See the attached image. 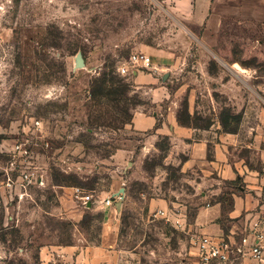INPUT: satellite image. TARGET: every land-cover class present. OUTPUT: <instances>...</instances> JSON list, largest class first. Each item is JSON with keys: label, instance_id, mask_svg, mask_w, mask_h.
Wrapping results in <instances>:
<instances>
[{"label": "rangeland", "instance_id": "1", "mask_svg": "<svg viewBox=\"0 0 264 264\" xmlns=\"http://www.w3.org/2000/svg\"><path fill=\"white\" fill-rule=\"evenodd\" d=\"M190 1L0 0V133L8 132L0 141L32 142L48 177L37 191L42 211L26 206L19 225L0 211V264H42L43 247L102 245L110 224L100 202L113 196L105 264H203L194 220L206 203L166 157L167 137L143 149L147 136L133 132L131 120L153 108L149 90L118 71L140 51L166 58L160 75L168 78L159 84L184 123L228 131L252 124L243 115L257 114L264 98V0H212L215 11L204 20L193 17ZM104 75L125 85L119 99L91 96ZM9 158L0 154V173Z\"/></svg>", "mask_w": 264, "mask_h": 264}, {"label": "crops", "instance_id": "2", "mask_svg": "<svg viewBox=\"0 0 264 264\" xmlns=\"http://www.w3.org/2000/svg\"><path fill=\"white\" fill-rule=\"evenodd\" d=\"M189 5L196 20L206 19V16L213 13L216 8L212 0L207 2L191 0ZM149 56L156 67L153 69L157 72L147 73L144 68L132 71L137 88L149 90L148 98L152 101L153 108L149 111L139 108L131 120V129L136 134L147 136L146 146L143 148L146 151L152 146L155 149V143L161 136L168 138L171 151L166 157L178 162L180 172L189 176L193 187L200 192L199 199L206 203L199 208L194 220V226L199 233L215 237L225 235L237 244H241L243 240H246L247 244L253 243L255 240L253 225L257 223L264 232V178L261 174L264 170V98L260 100L257 114H252L247 109L243 115V122L248 121L252 124H245L237 131L223 130L221 126L216 129L211 126L202 130L193 125H183L178 120V106L170 100L168 87L159 84L160 76L164 77L167 74L164 72L160 75V70L167 66V60L163 57L157 58L154 54ZM259 89L264 94V83ZM188 109L192 115L194 105H190ZM16 131L11 130L10 134ZM18 141L12 136L1 139L0 154L11 157ZM41 170V167L38 168L37 174ZM36 179L37 183L33 182L27 186L16 185L14 205L8 207L0 203L5 220L10 219L19 225L20 214L26 206H30L33 212L42 211L41 198L38 197L37 191L47 187L48 177L40 172ZM224 184L228 191H225ZM227 197L231 201L228 206L225 201ZM115 200L113 196L111 201L115 203ZM92 204L89 203L90 206L87 204L86 208H91ZM100 204L110 224L104 230L103 244L83 249L43 247L40 249L39 258L42 264H105L109 261L112 256L111 251L107 250V244L115 231L112 225L115 223L117 209L113 205H104L102 201ZM156 205L161 209L166 207L164 201ZM12 208L14 214H11ZM238 262L253 264L249 257H243Z\"/></svg>", "mask_w": 264, "mask_h": 264}, {"label": "built area", "instance_id": "3", "mask_svg": "<svg viewBox=\"0 0 264 264\" xmlns=\"http://www.w3.org/2000/svg\"><path fill=\"white\" fill-rule=\"evenodd\" d=\"M138 67L144 69H151L153 67L151 57L145 52L133 53L127 65H123L118 68V71L122 74H133L130 70ZM35 125H39V122H35ZM18 141L12 151L11 157L8 159L7 166L2 168L0 173V203L4 206L14 205L16 202L15 187L17 184L21 186H27L34 181L33 179L37 175L39 168L38 156L31 146L32 142ZM262 177L264 178V170L262 171ZM37 183V182H36ZM76 191L79 193L80 189ZM80 199L85 201V206L90 203L89 196H81ZM106 206H111V199H107ZM160 215H165L160 211ZM255 240L251 244H247L246 240H243L241 244H237L225 235L221 237H215L208 234L199 233L195 237V247L197 249V255L199 261L203 264L211 263H228L238 261L243 257H249L253 264H264V232L258 227V224H254Z\"/></svg>", "mask_w": 264, "mask_h": 264}, {"label": "trees", "instance_id": "4", "mask_svg": "<svg viewBox=\"0 0 264 264\" xmlns=\"http://www.w3.org/2000/svg\"><path fill=\"white\" fill-rule=\"evenodd\" d=\"M125 91V85L121 83V80L117 79V77L104 75L100 79H97V81L94 82L93 88L91 90V96L94 97H107V96H114V99H119L118 97L122 96ZM100 99H98L96 102L99 105ZM188 113V111H187ZM188 116L190 118V115L188 113ZM178 120L183 125H191V123H184L181 120L180 115H178ZM228 199L225 198L226 203ZM231 204V201L229 202V205ZM227 205V204H226ZM2 206V205H1ZM0 206V211H3V207Z\"/></svg>", "mask_w": 264, "mask_h": 264}, {"label": "water", "instance_id": "5", "mask_svg": "<svg viewBox=\"0 0 264 264\" xmlns=\"http://www.w3.org/2000/svg\"><path fill=\"white\" fill-rule=\"evenodd\" d=\"M76 61H77V67L78 68H83L85 66V61L83 58V55L81 53H79L76 57ZM168 78V74L164 75V80ZM89 205V203H88ZM90 206V205H89Z\"/></svg>", "mask_w": 264, "mask_h": 264}]
</instances>
